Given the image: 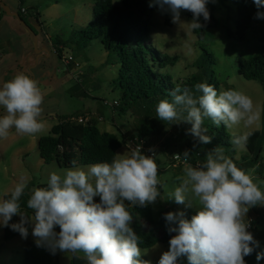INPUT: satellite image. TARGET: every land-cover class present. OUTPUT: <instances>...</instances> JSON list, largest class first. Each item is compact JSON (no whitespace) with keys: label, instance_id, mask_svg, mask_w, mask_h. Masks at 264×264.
<instances>
[{"label":"clouds","instance_id":"9594fccd","mask_svg":"<svg viewBox=\"0 0 264 264\" xmlns=\"http://www.w3.org/2000/svg\"><path fill=\"white\" fill-rule=\"evenodd\" d=\"M209 0H150V7L171 14L174 24H181V12L189 11L193 19L187 23L192 30L200 29L199 18H210ZM257 8L256 19H264V0H253ZM196 96L188 87H176L167 99L159 101L157 117L162 121L191 124L188 133L202 144L211 143L212 137L203 128L205 118L219 127L226 128L244 123L251 126L259 119L253 100L238 90L217 92L207 83L195 85ZM43 95L37 82L20 73L0 84V139L7 138L15 129L22 135H34L44 130L38 119L42 114ZM186 113V115H185ZM250 132L233 136L231 143L244 149ZM181 156L185 161L190 154ZM52 172L46 187L34 188L27 200L32 210L29 217L21 211L20 197L27 187L21 178L9 199L0 200V225L10 227L27 238L26 225L32 226V236L37 247L46 248L51 254L57 251L77 256L83 253L87 264H150L141 260L140 237L130 226L133 215L131 206L144 207L154 203L161 195L157 186L158 165L155 155H144L140 147L130 154H117L111 162H97L86 167ZM179 186L169 194L177 204L200 206L191 219L184 212H168L164 218L167 231L175 233L169 240V250L163 252L158 264H178L180 257H187L188 264H245L244 257L259 247L248 231L250 222L246 214L251 207L264 205V191L254 183L244 170L217 146L206 155V162L193 167L187 165ZM99 197V202L95 200ZM18 223H9L14 216ZM59 226V232L55 230ZM257 261L264 259V251L256 253Z\"/></svg>","mask_w":264,"mask_h":264},{"label":"rangeland","instance_id":"374dc122","mask_svg":"<svg viewBox=\"0 0 264 264\" xmlns=\"http://www.w3.org/2000/svg\"><path fill=\"white\" fill-rule=\"evenodd\" d=\"M99 0H0V84L11 80L15 75L23 73L37 82L42 95L43 111L38 118L44 124V130L34 135H22L12 129L7 138L0 139V200L11 195L15 186L23 178L27 187L20 197L21 211L31 217L32 210L27 208V200L32 189L46 187L52 172L62 174L63 170L56 161L46 163L40 156L39 140L49 134L51 128L59 124L65 117L81 115L96 121L101 132L114 133L123 139L134 135V128L139 120L146 116L143 110L135 108L131 113L121 116L113 112L110 106L104 105V100L112 102L119 100L121 91L116 84L119 63L117 59L108 62V54L103 49L100 40H93L84 51L64 49L63 55H72L81 64L84 75L80 82L74 79L75 72L72 65H66L55 52L53 42L60 37L67 40L73 31L84 30L95 20L96 5ZM114 3L120 4L119 0ZM207 7L214 8L213 20H208L204 39L192 30L187 23L192 19L181 12V24H167V12H161L154 7L151 14L150 42L160 53L172 59L167 70L175 80L188 76L194 70L193 64L206 49L214 55L216 78L220 83V91L238 90L248 95L254 103V110H259V119L251 126L245 127L241 122L232 128H227L232 135H241L264 127V88L258 81H249L238 73V60L263 53L264 24H252L241 36L236 35V6L232 2L226 4L218 0H209ZM36 9L38 16L31 15ZM123 12L126 9L122 8ZM18 15V16H17ZM20 16L23 20L20 19ZM229 32H233L230 35ZM218 92V93H219ZM4 109L0 108V115ZM174 132V127H168L165 136L154 138L152 146L156 150L163 146L165 138ZM136 142V140H134ZM264 146V140H263ZM134 149L130 140L123 143L117 154H130ZM173 149H171L172 151ZM237 159H241L244 149H239ZM169 151V150H168ZM163 151L156 153L158 165L157 186L161 195L152 206V216L156 220L163 215L167 208L175 206L178 212L190 209L194 214L200 206L186 201L177 204L174 197L170 198L180 178L184 175V168L188 163L180 165V161H173V154ZM245 152V151H244ZM264 164V152H263ZM193 167L197 165H192ZM75 167H86L78 165ZM72 168V167H70ZM255 169L244 171L251 176L261 191H264L263 175H255ZM97 198V197H96ZM95 198V199H96ZM177 212V213H178ZM185 218H187L185 216ZM14 223L20 221V216H14ZM190 220V218H187ZM250 222L248 229L259 231L264 227V205L251 207L246 214ZM146 229L150 224L141 219ZM30 236L23 238L20 234L13 239H4L5 226L0 225V264H24L25 248L30 242H35L30 225ZM55 230L59 232V226ZM257 233V232H256ZM160 239L154 247L142 250L141 260L150 264H158L163 252L169 250V240L175 233H170L168 239L160 232ZM71 253L60 252L61 264H70ZM83 257L84 254L78 253ZM179 264H188L187 257H180Z\"/></svg>","mask_w":264,"mask_h":264},{"label":"trees","instance_id":"16d2710c","mask_svg":"<svg viewBox=\"0 0 264 264\" xmlns=\"http://www.w3.org/2000/svg\"><path fill=\"white\" fill-rule=\"evenodd\" d=\"M119 1L118 5L114 3V0H99L95 9V20L89 23L86 29L73 31L67 40L57 37L53 45L55 52L62 60L64 49L84 51L93 40H100L103 49L108 54V62L112 63L113 59H117L120 65L116 84L120 88L121 96L118 100L119 104L112 108L113 112L125 116L137 108L139 111L143 110L146 116L139 120V124L134 128V135L129 139L123 137L122 140L114 133L101 132L96 121H92V119L86 124H82L70 120V118L81 115L65 117L59 124L51 128L48 135L39 140L38 148L43 161L46 163L56 161L61 168L74 167L71 163L73 160L77 162L75 166L111 162L113 158L117 157V152L123 143H127L128 140L144 139L146 145H150L154 138L165 136L167 128L170 126L174 127V132L165 138L163 146L158 147L157 154L169 150L170 155H174L173 161H180L179 164L182 165L181 162L185 160L182 156L177 160L176 155H182L188 151L190 156L185 162L198 165L206 162V155L210 150L221 146L224 149V154L232 159L238 168L242 170L255 169V175H263L264 127L262 130L250 131L251 135L244 148L245 152L241 153V159L238 160L239 150L231 143L233 136L236 135H232L223 124L217 127L210 118H205L202 127L207 129L205 134L212 137V140L209 144H202L188 133L191 124L179 121H162L157 117L156 107L159 101L167 99L172 102L171 93L176 87L181 89L188 87L196 96H199L200 93L196 92L195 85L207 83L214 86L219 92L220 83L213 69L215 58L213 54L203 49L202 54L193 64L192 73L184 76V79L175 80V77L167 70L172 59H167L166 55L160 53L150 42L151 14L154 8L149 6L150 0ZM218 1L223 5L232 2L236 6V35L241 36L252 24H264V19L255 18L257 8L253 0ZM122 8L126 9L125 13ZM207 9L210 14L208 20L215 19L214 8L207 7ZM259 11L264 12V7H261ZM183 14L193 19L191 12L183 11ZM31 15L37 17V10L32 9ZM20 19L23 20L21 16ZM208 20L205 21L201 16L199 22L202 27L195 29L201 40L204 39ZM167 24L172 25L170 13ZM229 34L233 35V32H229ZM261 42H263V53L248 59L240 58L238 73L246 80L260 82L264 88V38H261ZM171 149L173 150L171 151ZM10 196L6 195L5 199H9ZM95 200L99 202V197ZM125 204L133 215L130 226L140 237V248H152L162 241L159 235L161 231L164 234V239H168L170 233L167 231L168 225L164 216L168 212L177 213L176 205L167 208L160 218L154 220L151 205L133 207L127 201ZM183 212L190 219L195 215L190 209H184ZM141 219H145L150 224L149 229L145 228ZM9 223H14L13 219ZM29 226L30 224L26 225L28 236H30ZM248 231L259 242V247L252 254L244 257L245 264H264V259L259 261L256 259V253L264 251V227L259 231L251 228ZM19 234L10 227H5L4 239L9 241ZM59 257V251L53 255L46 248L37 247L35 242H30L25 248L24 264H61ZM70 264H87V261L83 257L78 259L73 256Z\"/></svg>","mask_w":264,"mask_h":264},{"label":"built area","instance_id":"2783aa9c","mask_svg":"<svg viewBox=\"0 0 264 264\" xmlns=\"http://www.w3.org/2000/svg\"><path fill=\"white\" fill-rule=\"evenodd\" d=\"M62 61L68 66L72 65L71 70L75 72L74 79L76 81L80 82L81 77L84 75V72L81 69V64L79 62H77L76 59L72 55H68V56L63 55ZM118 104H119L118 100H114L112 102H108V101L104 100V105L110 106L111 108H113L114 106H117ZM70 120L77 122V123L86 124L91 119L89 117L79 116V117L70 118ZM131 142H133L134 148L140 147L141 151L144 155H148V156L155 155V157H156V152H155L154 147L146 145V140L140 139V140H136V142H134V140ZM176 159H177V157H176ZM181 163L184 164L186 162L182 161Z\"/></svg>","mask_w":264,"mask_h":264},{"label":"water","instance_id":"95a60500","mask_svg":"<svg viewBox=\"0 0 264 264\" xmlns=\"http://www.w3.org/2000/svg\"><path fill=\"white\" fill-rule=\"evenodd\" d=\"M18 16V15H17Z\"/></svg>","mask_w":264,"mask_h":264}]
</instances>
